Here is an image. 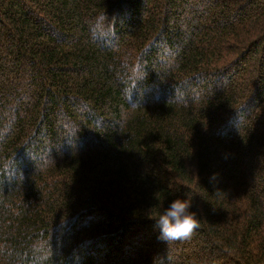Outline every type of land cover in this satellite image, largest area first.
I'll return each mask as SVG.
<instances>
[{
	"label": "trees",
	"instance_id": "obj_1",
	"mask_svg": "<svg viewBox=\"0 0 264 264\" xmlns=\"http://www.w3.org/2000/svg\"><path fill=\"white\" fill-rule=\"evenodd\" d=\"M0 264H264V0H0Z\"/></svg>",
	"mask_w": 264,
	"mask_h": 264
},
{
	"label": "clouds",
	"instance_id": "obj_2",
	"mask_svg": "<svg viewBox=\"0 0 264 264\" xmlns=\"http://www.w3.org/2000/svg\"><path fill=\"white\" fill-rule=\"evenodd\" d=\"M190 208L191 200L177 198L151 218L159 230L158 238L165 242L189 239L199 227L197 215Z\"/></svg>",
	"mask_w": 264,
	"mask_h": 264
}]
</instances>
